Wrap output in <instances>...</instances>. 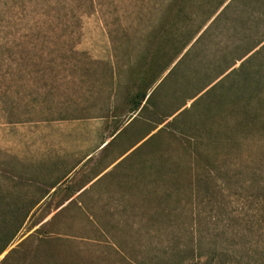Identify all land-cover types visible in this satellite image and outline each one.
Instances as JSON below:
<instances>
[{"label":"rangeland","instance_id":"374dc122","mask_svg":"<svg viewBox=\"0 0 264 264\" xmlns=\"http://www.w3.org/2000/svg\"><path fill=\"white\" fill-rule=\"evenodd\" d=\"M195 224L264 246V0H0V264H165Z\"/></svg>","mask_w":264,"mask_h":264},{"label":"trees","instance_id":"16d2710c","mask_svg":"<svg viewBox=\"0 0 264 264\" xmlns=\"http://www.w3.org/2000/svg\"><path fill=\"white\" fill-rule=\"evenodd\" d=\"M177 227L179 233L178 228H170L172 239L165 250V264H264V246L246 241L249 231L260 232L262 227ZM6 247L0 234V254Z\"/></svg>","mask_w":264,"mask_h":264},{"label":"crops","instance_id":"0c3cea01","mask_svg":"<svg viewBox=\"0 0 264 264\" xmlns=\"http://www.w3.org/2000/svg\"><path fill=\"white\" fill-rule=\"evenodd\" d=\"M77 124H73L72 127H79L78 129H76L77 131H79L80 133H84L86 132L87 134L91 133V127L89 125H85V124H81L79 123V121H77ZM38 127V132L40 131V133H45V134H54V133H63L64 135H66L68 132H70V123L67 121H63V122H40L37 123ZM74 129V128H73ZM57 143V145H56ZM42 144V145H41ZM41 144H39L38 146V152L35 153V157H37V159L40 161V163L42 165H44L45 167H50L51 169H45L43 170L44 172H51V173H58L61 172L62 170L59 168L57 169H53L52 167L54 166V162L52 160H54V158H56V156H61V155H65L67 154V152H61L60 150L58 151V149L62 148L65 149V146H60L61 143L59 144L58 142H55L53 140H46L45 142H42ZM104 143H99L95 148L99 149L103 146ZM62 145H66V143H62ZM74 145L75 148L77 147L79 156H81V158H86L89 159L91 157V151H90V143H84L83 141H78L76 142ZM57 149V151H56ZM83 150V152H82ZM84 150H87L86 152H84ZM44 162V163H43ZM40 164V165H41ZM83 163H79L78 165H76L74 168L69 169L68 170V174H71L72 172H75L79 167L82 166ZM60 169V170H59ZM56 186H53L51 189H55Z\"/></svg>","mask_w":264,"mask_h":264}]
</instances>
